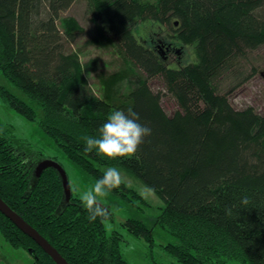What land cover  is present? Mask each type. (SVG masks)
<instances>
[{"label": "trees", "instance_id": "16d2710c", "mask_svg": "<svg viewBox=\"0 0 264 264\" xmlns=\"http://www.w3.org/2000/svg\"><path fill=\"white\" fill-rule=\"evenodd\" d=\"M74 1L0 0V72L26 99L3 85L0 98L29 120L38 115L32 107L41 108L40 122L59 151L24 149L0 129V197L70 264H132L121 234L107 230L108 206L102 204L106 218L91 221L73 187L64 204L56 169L32 180L40 159L61 153L93 180L107 167L125 168L163 201L156 222L171 236L164 245L171 257L182 264H264V112L234 108L221 80L232 74L239 85L250 76L240 60L264 46V0H91L100 27L92 44L110 46L125 65L99 76H110L108 94L88 79L94 62L72 47L80 29L61 12ZM147 21L161 25L165 40L190 46V60L166 58L138 37L137 25ZM127 68L134 85L113 96L118 79L132 78ZM164 97L175 101V113L166 111ZM129 107L152 129L137 153L115 160L86 153L81 137L98 135L110 111ZM115 191L144 200L124 183ZM122 225L155 244L140 219ZM0 232L33 264H57L1 210Z\"/></svg>", "mask_w": 264, "mask_h": 264}, {"label": "rangeland", "instance_id": "374dc122", "mask_svg": "<svg viewBox=\"0 0 264 264\" xmlns=\"http://www.w3.org/2000/svg\"><path fill=\"white\" fill-rule=\"evenodd\" d=\"M64 19L70 18L72 26L78 29L76 42L73 48L79 50L81 58L84 62H94L96 68L91 70L87 75L90 83L98 91V93H106V87L109 85L110 76L102 74L113 73L120 70L123 65L122 59L109 46H99L92 44V39L100 34V27L97 21V15L91 0H76L66 10L61 12ZM73 22L75 26L73 25ZM138 37L153 46L160 47L162 56L166 58H174L180 62H187L192 57V48L183 45L181 42H172L169 39L165 40V34L161 25L155 21H147L139 23L136 27ZM159 41V42H158ZM241 65L246 69V73L250 76L239 85V81L234 79V76L223 75L221 80L223 90H230L229 99L234 108L241 109L244 107H254L258 112H264V46H261L256 51L249 54L248 59H241ZM123 65V66H122ZM256 66L257 71L252 72V68ZM132 77L128 79H116V85L111 90L113 96H117L121 91L128 90L134 85L136 76L133 71L126 69ZM102 73V74H101ZM106 77V78H105ZM155 81V80H154ZM160 83L159 81H157ZM156 81L152 84L158 86ZM0 85L6 86L17 95L26 99L24 93L9 83L4 75L0 72ZM233 87V88H232ZM163 106L168 113H175L177 105L175 101L168 98L162 99ZM33 106V105H32ZM37 110V119L29 120L20 112L9 107L0 98V129L10 130L17 145L23 146L24 149L41 150L47 155H55L59 153L57 147L50 138L49 132L45 129V123L40 120L43 118V110ZM36 113V112H35ZM58 161L66 169L71 186L74 188V193L77 194V189L86 191L95 180L87 176L84 171L75 166L72 162L66 160L64 156L59 155ZM122 174L124 184L134 188L144 198L138 200L136 196L121 195L119 191H112L109 196L102 201V204L108 206L113 215V219L107 221L106 226L108 232L117 231L122 236V249L126 258L132 264H152L154 258L166 264H182L171 257L164 249V245L171 239V236L157 224V216L163 205V201L158 195L147 187L140 179L125 168H119ZM135 217L140 219L144 224L153 230L155 244H150L130 233L122 223L127 218ZM33 256L24 248L14 247L9 244L0 232V264H33Z\"/></svg>", "mask_w": 264, "mask_h": 264}, {"label": "clouds", "instance_id": "9594fccd", "mask_svg": "<svg viewBox=\"0 0 264 264\" xmlns=\"http://www.w3.org/2000/svg\"><path fill=\"white\" fill-rule=\"evenodd\" d=\"M98 135H83L81 140L86 153L95 152L110 160L133 157L145 138L152 134V129L140 122L139 114L129 107L110 111L105 121L97 130ZM123 182L119 168L107 167L101 177L86 190L77 189L82 206L89 214V219L106 218L108 211L102 206V201L118 189ZM250 200L244 196L240 203L244 206Z\"/></svg>", "mask_w": 264, "mask_h": 264}, {"label": "water", "instance_id": "95a60500", "mask_svg": "<svg viewBox=\"0 0 264 264\" xmlns=\"http://www.w3.org/2000/svg\"><path fill=\"white\" fill-rule=\"evenodd\" d=\"M52 167L59 173L62 186H63V202L68 204L72 197V186L68 173L62 163L52 157H45L40 159L33 171L32 180L35 183L43 173V171ZM0 210L27 235L31 236L43 249L48 253L57 264H70L68 260L54 247L48 239H46L35 227L28 223L20 214L14 211L1 197H0Z\"/></svg>", "mask_w": 264, "mask_h": 264}]
</instances>
